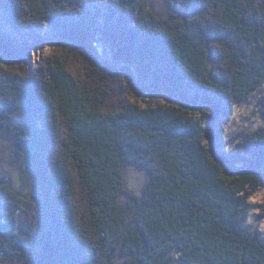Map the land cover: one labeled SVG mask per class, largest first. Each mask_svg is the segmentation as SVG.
Returning a JSON list of instances; mask_svg holds the SVG:
<instances>
[{
    "label": "trees",
    "instance_id": "obj_1",
    "mask_svg": "<svg viewBox=\"0 0 264 264\" xmlns=\"http://www.w3.org/2000/svg\"><path fill=\"white\" fill-rule=\"evenodd\" d=\"M166 1L0 0L12 32L56 35L30 75L0 31L1 125L27 181L0 182V264H264L246 224L264 109L252 128L207 127L264 88V0ZM127 164L149 174L139 194Z\"/></svg>",
    "mask_w": 264,
    "mask_h": 264
},
{
    "label": "rangeland",
    "instance_id": "obj_2",
    "mask_svg": "<svg viewBox=\"0 0 264 264\" xmlns=\"http://www.w3.org/2000/svg\"><path fill=\"white\" fill-rule=\"evenodd\" d=\"M148 1L151 2L152 7L159 12L160 15H166L168 12L166 0ZM80 8L83 10L85 7ZM5 20V16L0 12V31L9 34L12 39L16 41L18 47L16 55L20 58L25 70H27L30 75H33L35 72L34 69L38 68L44 60L43 58L52 54L54 49L53 46H55L56 35H54L51 30L47 29L37 31L35 34H32L30 31L15 33L9 29L7 21ZM100 46H102V44H100ZM102 48L103 46L100 48V51L103 56L104 50ZM106 51L107 49L105 52ZM262 94H264V88L259 92V96H257L256 99H253L252 102L242 104L240 107L234 109L227 124L226 121L224 122V118L221 115H213L207 124L208 129L210 130V126L215 128V126L222 124V130H224V133H227L230 126L232 129H242L241 126L246 124L250 128L262 124L261 109H264V99L261 96ZM190 96V94H187L186 97L189 99ZM201 100L202 99L197 98L192 100V102L198 106L197 109L202 108L203 110L209 111L207 106H205ZM1 121L2 118L0 117V182L9 180V182L13 185V189L24 193L22 191L26 190L27 181L23 178V174L25 175L24 170L22 169V172L19 170L22 167V162L21 158L17 155L18 152L23 153L24 150L19 146V144L13 141V135L11 134L12 131L8 127L6 128L8 125H1ZM251 122L253 123L252 125ZM206 140L215 152H221L223 149V146L216 147L215 149L214 142H212L210 137ZM125 170L127 173L125 183L128 189L136 194L141 193V189L149 179L147 170L137 168L136 166L129 164L126 165ZM251 200L258 204L259 208L248 212L246 224L264 231V219H258V213H262L263 211L260 206L264 205V187H262L260 191H258L254 197L251 198Z\"/></svg>",
    "mask_w": 264,
    "mask_h": 264
},
{
    "label": "water",
    "instance_id": "obj_3",
    "mask_svg": "<svg viewBox=\"0 0 264 264\" xmlns=\"http://www.w3.org/2000/svg\"><path fill=\"white\" fill-rule=\"evenodd\" d=\"M99 43L102 44V46H103V48H102V49L104 50V52H103V53H104V54H103V57L107 58V57H106V52H105V50H106L105 48H107L106 44H104L103 42H99ZM16 44H17V43H16ZM16 46H17V45H16ZM138 74H139V73H138ZM138 74H137V75H138Z\"/></svg>",
    "mask_w": 264,
    "mask_h": 264
}]
</instances>
